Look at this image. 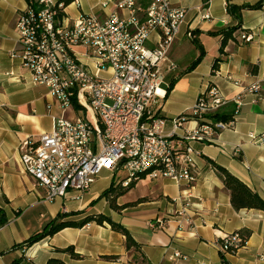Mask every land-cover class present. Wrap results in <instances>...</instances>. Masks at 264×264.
Masks as SVG:
<instances>
[{
	"label": "crops",
	"instance_id": "0c3cea01",
	"mask_svg": "<svg viewBox=\"0 0 264 264\" xmlns=\"http://www.w3.org/2000/svg\"><path fill=\"white\" fill-rule=\"evenodd\" d=\"M56 1L63 2L61 14L69 18L106 11L99 6L101 0ZM169 1L187 13L163 65L164 79L151 110L165 118L178 115L209 84H215L229 99L220 112L230 116L234 110L230 98L256 81L259 92L244 94L233 127L221 131L214 142H193L199 155L190 187L169 178L143 177L124 188L110 170L103 169L79 200L69 194L46 202L45 190L19 162V145L28 136L51 130L53 117L66 116V110L46 86L31 81L18 56L15 23L29 0H0V216L4 219L0 264H46L49 259L64 264H264V211L234 209L216 167L227 169L264 199V3ZM229 5L241 7L238 17L228 11ZM203 13L209 17H202ZM232 27L231 37L221 45V31ZM242 31L252 33L253 39L242 41ZM169 62L176 67L169 69ZM67 110L77 116L74 107ZM107 175L111 181L100 185V178ZM110 186L109 195L115 196L118 209L103 194ZM61 213L74 221L96 214L109 216L129 231L136 245L127 247L122 232L95 220L26 243ZM234 231L246 235L245 244L236 253L222 256L218 241Z\"/></svg>",
	"mask_w": 264,
	"mask_h": 264
},
{
	"label": "built area",
	"instance_id": "2783aa9c",
	"mask_svg": "<svg viewBox=\"0 0 264 264\" xmlns=\"http://www.w3.org/2000/svg\"><path fill=\"white\" fill-rule=\"evenodd\" d=\"M99 6L103 14L69 18L62 15L63 6L52 8V0H29L17 14L18 56L31 81L46 86L62 111L75 102L85 110L84 116L53 117L51 130L19 145V162L45 190L46 202L69 194L79 200L103 169L124 188L143 177L190 187L199 155L193 142L212 143L232 128L244 94L260 89L256 81L230 98L234 110L227 120L214 117L229 101L215 84L178 115L154 113L150 105L157 103L163 65L187 9L169 0H101ZM34 29H41V37H34ZM55 34H62V41H55ZM240 38L250 42L253 34L242 31ZM175 67L169 62V69ZM203 120H211V127H203ZM131 122H138V129H131ZM161 154H169L168 164L144 174L148 162ZM132 170H142V177L132 178ZM245 240L239 231L226 233L218 241L219 252L234 254Z\"/></svg>",
	"mask_w": 264,
	"mask_h": 264
},
{
	"label": "trees",
	"instance_id": "16d2710c",
	"mask_svg": "<svg viewBox=\"0 0 264 264\" xmlns=\"http://www.w3.org/2000/svg\"><path fill=\"white\" fill-rule=\"evenodd\" d=\"M65 1L68 2L70 0H65ZM262 3H264V0H262V2L259 3L257 6H261ZM240 8L241 7H235L233 5H229L228 11L230 13L236 12V16L238 17L239 16L238 13L240 12L239 11ZM234 29H235V27H232V28H228L226 30L221 31V33L223 34L221 45L224 44V41L227 38L231 37ZM191 40L193 42H196L193 37H191ZM202 53L203 52L201 51L199 57L195 60L194 63H196L199 60V58H201ZM216 69H217V61H215V63L213 64L212 71L214 72ZM73 107L75 109H78L80 107V105L75 102L73 104ZM214 117L218 118V119H222V120H227V119H229L230 116L226 115L222 112H219V113H216L214 115ZM216 167L222 175L223 184L229 192L230 203L234 209L239 210L242 208H246V209L252 208V209H258V210L264 211V199H262L255 191H253L251 188H249L243 181H241L235 175L230 173L227 169H225L221 166H218V165H216ZM140 177H142V174L140 175ZM133 183H131V185ZM130 186H128V187H130ZM111 191H112V186H110L107 190H105V192H103V194L108 197L110 204L113 207L118 209L120 206H117L115 204V202H114L115 196L111 197L109 195L111 193ZM117 193L119 194V192H117ZM66 215L67 214H65V213H61L56 218L50 220L47 224V227L44 229L43 232L35 234L30 239H28L26 243L31 244V243L39 240L41 237H43L45 235H52L53 233H55L56 231H58L64 227L81 226L88 221L95 220L97 223H102L103 221H106L110 224V226L113 229L122 232L125 235V241H126L127 247H131L133 245H136V243L133 240L129 231L122 224L112 221L109 216H106L103 214H96L94 216H86L84 219H82L80 221H74V220H70V219L69 220L64 219V217ZM2 223H4V219L0 216V224H2ZM244 236L246 238V235H244ZM70 252L73 254L72 250H70ZM46 264H64V263L58 259H49Z\"/></svg>",
	"mask_w": 264,
	"mask_h": 264
},
{
	"label": "bare ground",
	"instance_id": "6f19581e",
	"mask_svg": "<svg viewBox=\"0 0 264 264\" xmlns=\"http://www.w3.org/2000/svg\"><path fill=\"white\" fill-rule=\"evenodd\" d=\"M63 6V2L52 0V8H60ZM34 37H41V29H34ZM55 41H62V34H55ZM203 127H211V120H203ZM131 129H138V122H131ZM169 154H161L155 160L148 162L144 167V174H156L161 171L165 164H168ZM142 174V170H132V178H139Z\"/></svg>",
	"mask_w": 264,
	"mask_h": 264
},
{
	"label": "rangeland",
	"instance_id": "374dc122",
	"mask_svg": "<svg viewBox=\"0 0 264 264\" xmlns=\"http://www.w3.org/2000/svg\"><path fill=\"white\" fill-rule=\"evenodd\" d=\"M87 112H90L89 110H87ZM91 113V112H90ZM84 114H85V110L83 109V108H78L77 109V115H79V116H84ZM65 115L66 116H68V117H72V116H74V112H73V114H72V112L71 111H69V110H66V113H65ZM88 118H89V116H87ZM106 172H108V170H106V169H104ZM108 173H110V172H108ZM121 175V174H120ZM111 176V175H110ZM101 179V181H100V185H102V184H104V183H107L108 181L110 182L111 181V179H110V177H109V179H108V175H107V177H102V178H100ZM114 180H116V178L114 179Z\"/></svg>",
	"mask_w": 264,
	"mask_h": 264
}]
</instances>
